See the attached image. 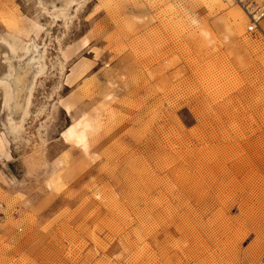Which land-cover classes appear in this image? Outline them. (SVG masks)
Segmentation results:
<instances>
[{"label":"rangeland","instance_id":"rangeland-1","mask_svg":"<svg viewBox=\"0 0 264 264\" xmlns=\"http://www.w3.org/2000/svg\"><path fill=\"white\" fill-rule=\"evenodd\" d=\"M246 25L233 0H0V264L264 263Z\"/></svg>","mask_w":264,"mask_h":264},{"label":"built area","instance_id":"built-area-1","mask_svg":"<svg viewBox=\"0 0 264 264\" xmlns=\"http://www.w3.org/2000/svg\"><path fill=\"white\" fill-rule=\"evenodd\" d=\"M233 2L247 21L246 33H259L264 38V0H233Z\"/></svg>","mask_w":264,"mask_h":264},{"label":"bare ground","instance_id":"bare-ground-1","mask_svg":"<svg viewBox=\"0 0 264 264\" xmlns=\"http://www.w3.org/2000/svg\"><path fill=\"white\" fill-rule=\"evenodd\" d=\"M26 53L27 55L30 57L31 56V59H33L35 56H36V49L32 50V44H28L26 46ZM13 52V49L11 47H9L6 43L4 42H1L0 41V74L2 73V71L4 70V68L6 67V64H5V59L4 57L5 56H11V53ZM40 63V62H38ZM65 110H69V106L66 105L64 106ZM83 148L85 149V146H83Z\"/></svg>","mask_w":264,"mask_h":264}]
</instances>
